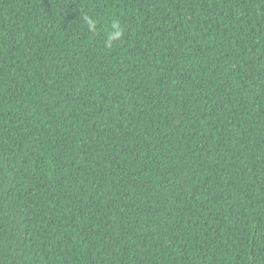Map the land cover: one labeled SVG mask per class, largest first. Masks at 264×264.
<instances>
[{"label": "trees", "instance_id": "1", "mask_svg": "<svg viewBox=\"0 0 264 264\" xmlns=\"http://www.w3.org/2000/svg\"><path fill=\"white\" fill-rule=\"evenodd\" d=\"M0 264H264V0H0Z\"/></svg>", "mask_w": 264, "mask_h": 264}, {"label": "clouds", "instance_id": "2", "mask_svg": "<svg viewBox=\"0 0 264 264\" xmlns=\"http://www.w3.org/2000/svg\"><path fill=\"white\" fill-rule=\"evenodd\" d=\"M89 24H90V26H91V25H93V22L89 21ZM114 27H117V25H114ZM115 35H116V36H119V35H120V32L118 31Z\"/></svg>", "mask_w": 264, "mask_h": 264}]
</instances>
